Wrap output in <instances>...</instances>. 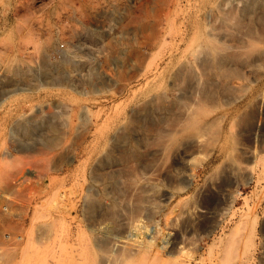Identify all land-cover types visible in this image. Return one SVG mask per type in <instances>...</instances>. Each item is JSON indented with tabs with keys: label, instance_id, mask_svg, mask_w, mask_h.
Instances as JSON below:
<instances>
[{
	"label": "rangeland",
	"instance_id": "374dc122",
	"mask_svg": "<svg viewBox=\"0 0 264 264\" xmlns=\"http://www.w3.org/2000/svg\"><path fill=\"white\" fill-rule=\"evenodd\" d=\"M0 75V264H264V0H0Z\"/></svg>",
	"mask_w": 264,
	"mask_h": 264
},
{
	"label": "built area",
	"instance_id": "2783aa9c",
	"mask_svg": "<svg viewBox=\"0 0 264 264\" xmlns=\"http://www.w3.org/2000/svg\"><path fill=\"white\" fill-rule=\"evenodd\" d=\"M63 48V45L60 46ZM255 257H263L264 256V233L262 229H258L257 237H256V249L254 253Z\"/></svg>",
	"mask_w": 264,
	"mask_h": 264
},
{
	"label": "bare ground",
	"instance_id": "6f19581e",
	"mask_svg": "<svg viewBox=\"0 0 264 264\" xmlns=\"http://www.w3.org/2000/svg\"><path fill=\"white\" fill-rule=\"evenodd\" d=\"M29 4V3H28ZM17 10V9H16ZM248 13V12H247ZM15 14V13H14ZM132 16V15H131ZM138 57V56H137ZM44 60V59H43ZM44 62V61H43ZM46 65V64H45ZM16 67V66H15ZM184 67V66H183ZM28 71V70H27ZM18 72V71H17ZM57 72V71H56ZM20 73V72H19ZM180 74V73H179ZM17 74H15V76H16ZM1 76V75H0ZM55 83V82H54ZM56 86V85H55ZM34 88V87H33ZM47 125H48V123H47ZM28 127V126H27ZM48 127V126H47ZM126 158V157H125Z\"/></svg>",
	"mask_w": 264,
	"mask_h": 264
}]
</instances>
